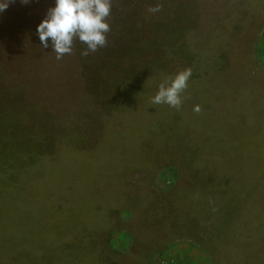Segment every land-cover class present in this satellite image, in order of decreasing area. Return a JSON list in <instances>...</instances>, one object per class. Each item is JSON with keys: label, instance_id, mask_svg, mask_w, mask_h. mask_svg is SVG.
Wrapping results in <instances>:
<instances>
[{"label": "rangeland", "instance_id": "obj_1", "mask_svg": "<svg viewBox=\"0 0 264 264\" xmlns=\"http://www.w3.org/2000/svg\"><path fill=\"white\" fill-rule=\"evenodd\" d=\"M151 2L0 0V264H264V0Z\"/></svg>", "mask_w": 264, "mask_h": 264}, {"label": "trees", "instance_id": "obj_2", "mask_svg": "<svg viewBox=\"0 0 264 264\" xmlns=\"http://www.w3.org/2000/svg\"><path fill=\"white\" fill-rule=\"evenodd\" d=\"M98 1L102 5L104 12L108 15L109 20L110 21L113 20L112 27L116 25V22L118 20L117 24H122L124 29H126V23L132 18V16H134V13L138 10L139 7L144 8L147 5L149 6L152 3L151 2L152 0H98ZM77 19H78V24L81 25V28L77 26L78 32L82 31V29L83 30L85 29L84 32L89 31V33H92L93 36H95L94 34L95 28L92 24V21L89 15H87L85 12L84 13L81 12ZM128 32H131V29H129ZM78 38L82 42V47L88 46L90 44V40L87 42L85 41L86 37L83 38V40H82V36L81 37L78 36ZM95 40H98V38ZM99 42L100 41L98 40V44ZM0 59H1V49H0ZM7 90H10V89L7 88ZM16 90L13 88V92L16 95H18L19 94L18 92H20V90L18 89V86ZM4 92H5V87L0 82V123L2 120L5 119L6 128H7V129H3L4 130L3 135L0 137V143L3 142V145H0V146H6L5 143L7 144V142H10L13 145H15V148H17L18 151L26 152L25 147L24 148L21 147L20 144H18V140H15V137H18V136L20 137V135H18L15 131L18 128L16 127L17 126L16 122L8 121V117L10 116V114H13V113H17L20 115L22 114L20 112L15 111L16 107L11 102L3 100L2 96L4 95ZM17 104L19 106V103ZM28 106L33 108L32 104ZM22 107L24 108L25 106H22ZM22 107H20L21 108L20 110H22ZM13 145H10L11 147L8 149L6 153L7 156L12 155ZM200 234H201L202 239L204 237L207 240L206 237L208 236L206 235L205 232H201Z\"/></svg>", "mask_w": 264, "mask_h": 264}, {"label": "built area", "instance_id": "obj_3", "mask_svg": "<svg viewBox=\"0 0 264 264\" xmlns=\"http://www.w3.org/2000/svg\"><path fill=\"white\" fill-rule=\"evenodd\" d=\"M157 264H176V260L172 256H162L157 260Z\"/></svg>", "mask_w": 264, "mask_h": 264}, {"label": "crops", "instance_id": "obj_4", "mask_svg": "<svg viewBox=\"0 0 264 264\" xmlns=\"http://www.w3.org/2000/svg\"><path fill=\"white\" fill-rule=\"evenodd\" d=\"M184 259H186L188 261V258H184ZM184 259H180V258L179 259H176V264H182V262H183Z\"/></svg>", "mask_w": 264, "mask_h": 264}]
</instances>
